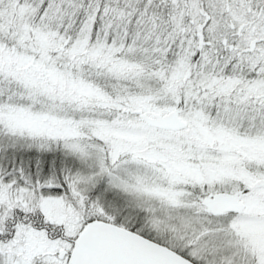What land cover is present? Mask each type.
Listing matches in <instances>:
<instances>
[{"label": "snow or ice", "instance_id": "6c2138e0", "mask_svg": "<svg viewBox=\"0 0 264 264\" xmlns=\"http://www.w3.org/2000/svg\"><path fill=\"white\" fill-rule=\"evenodd\" d=\"M0 264H264V0H0Z\"/></svg>", "mask_w": 264, "mask_h": 264}]
</instances>
